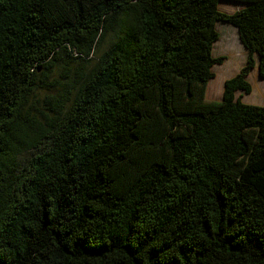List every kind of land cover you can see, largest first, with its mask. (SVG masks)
<instances>
[{"label": "trees", "instance_id": "obj_1", "mask_svg": "<svg viewBox=\"0 0 264 264\" xmlns=\"http://www.w3.org/2000/svg\"><path fill=\"white\" fill-rule=\"evenodd\" d=\"M220 1L0 0V264H264V0Z\"/></svg>", "mask_w": 264, "mask_h": 264}, {"label": "crops", "instance_id": "obj_2", "mask_svg": "<svg viewBox=\"0 0 264 264\" xmlns=\"http://www.w3.org/2000/svg\"><path fill=\"white\" fill-rule=\"evenodd\" d=\"M225 12H228V11H225ZM229 13H232V12H229ZM222 30H223V33L225 32L227 34V37H226L227 44L231 49L234 44L233 42H229L230 35H233V36L238 35L240 39L239 31L237 27H235L234 25L224 26L222 27ZM221 37H222V34L220 36V39ZM243 48H244L243 50L244 52L238 49V51H240L241 54L237 53L236 47L234 48V50H231V51L229 50V53L232 56L231 61L229 60L227 56L216 55L215 53L216 56H225L226 59L222 64L215 65L213 69L215 72V76L209 82L208 87H207L206 95H208L207 97V99L209 98L208 100L220 101L223 99L226 81L234 77L241 70V68L244 67L246 64L248 50L245 48V46ZM257 57H258L257 54H255L256 59H258ZM217 66H221L225 68V70L221 72L219 75L217 74L215 70ZM248 78L252 85V92L245 93V92L239 91L237 93V97H240L244 103L264 106V78L261 77L259 73L258 63L256 64L255 68L252 70Z\"/></svg>", "mask_w": 264, "mask_h": 264}, {"label": "rangeland", "instance_id": "obj_3", "mask_svg": "<svg viewBox=\"0 0 264 264\" xmlns=\"http://www.w3.org/2000/svg\"><path fill=\"white\" fill-rule=\"evenodd\" d=\"M243 6L244 5L238 4L237 2L236 3H231L230 1H228V3H227V0H221L220 1V9L222 11L234 12V11H236L237 9H239V8H241ZM224 26H232V24H229V23H226V22H219L218 23V30L222 34V37L216 43L215 53H216V55H225L231 61L232 56L229 53V50L230 51L234 50V48L236 47L237 48L236 49L237 53L241 54V52L238 51V49L243 51L244 50V48H243L244 45L241 43L238 35H234V36L230 35V41L229 42H233V44H234L233 47L230 49V47L227 44V39H226L227 34L225 32L223 33V30H222V27H224ZM215 70H216L217 74L219 75L221 72H223L225 70V68L221 67V66H217ZM207 97H208V95H207Z\"/></svg>", "mask_w": 264, "mask_h": 264}]
</instances>
